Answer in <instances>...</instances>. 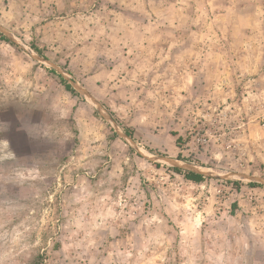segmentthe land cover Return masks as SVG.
I'll list each match as a JSON object with an SVG mask.
<instances>
[{
    "label": "rangeland",
    "instance_id": "obj_1",
    "mask_svg": "<svg viewBox=\"0 0 264 264\" xmlns=\"http://www.w3.org/2000/svg\"><path fill=\"white\" fill-rule=\"evenodd\" d=\"M0 34V264H264V0H0Z\"/></svg>",
    "mask_w": 264,
    "mask_h": 264
},
{
    "label": "trees",
    "instance_id": "obj_2",
    "mask_svg": "<svg viewBox=\"0 0 264 264\" xmlns=\"http://www.w3.org/2000/svg\"><path fill=\"white\" fill-rule=\"evenodd\" d=\"M0 37L1 39L5 40L6 42H9V43H12L8 38H6L5 36L1 35L0 34ZM32 49L37 52L38 54L40 53V51L38 50V48H36L35 46H31ZM61 83L64 85L65 89L68 90L69 92L73 93V94H76L77 92L74 90V88L72 86H70V84H68L65 80H63L61 78ZM126 131V134L128 136L131 137L130 133ZM174 171L176 172H181V170L179 168H174ZM184 174V177L188 180H192L194 182H200L204 179L203 175L202 174H199V173H195V172H191V171H185V172H182ZM236 183V182H234Z\"/></svg>",
    "mask_w": 264,
    "mask_h": 264
}]
</instances>
